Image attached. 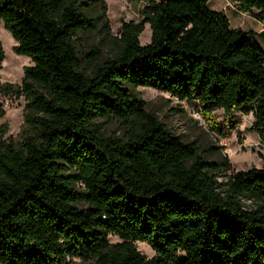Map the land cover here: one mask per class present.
I'll return each mask as SVG.
<instances>
[{
  "label": "trees",
  "instance_id": "trees-1",
  "mask_svg": "<svg viewBox=\"0 0 264 264\" xmlns=\"http://www.w3.org/2000/svg\"><path fill=\"white\" fill-rule=\"evenodd\" d=\"M143 1V20L122 23L113 55L93 48L86 73L77 40L105 19L103 0H0L32 63L20 86L0 81V94L26 100L22 141L0 127V264H264V167L227 174L135 93L153 88L205 116L252 114L264 144V50L208 0ZM231 1L264 25V0ZM4 58L0 43V69ZM96 120L118 121L123 137Z\"/></svg>",
  "mask_w": 264,
  "mask_h": 264
},
{
  "label": "rangeland",
  "instance_id": "rangeland-1",
  "mask_svg": "<svg viewBox=\"0 0 264 264\" xmlns=\"http://www.w3.org/2000/svg\"><path fill=\"white\" fill-rule=\"evenodd\" d=\"M87 1V0H81ZM106 5L105 19H98L97 29L93 32L81 34L77 40L78 55L82 59L86 73H91L94 66L87 65L90 52L98 48L102 58L109 57L115 52L114 38L119 35L123 22L139 23L143 20L146 2L127 0H103ZM208 7L212 11H222L229 18L231 28L252 30L256 39L264 50V25L253 16L242 13L239 6L231 0H208ZM88 15L98 16L95 9ZM140 36L142 45L151 41V28L145 24ZM0 43L2 44L5 58L0 69V81L14 86H20L24 78V70L31 66L29 58L16 54V42L11 34L6 31L0 21ZM100 61V60H99ZM136 95L145 102L148 112L154 114L174 135L186 143H194L207 161L223 163L228 167L227 174L239 171H249L253 168L264 167V144L259 140L253 130L255 118L252 114L241 115L236 113L233 118L227 117L223 110H216L205 116L202 112L187 104L180 102L169 94L162 93L153 88L139 87ZM26 100L24 97L6 96L0 94V127L8 126L6 139L16 143L22 141V131L25 119ZM101 126L105 137H123L124 127L115 120H96ZM236 125L235 128H232ZM223 128L224 134L214 130V127ZM68 173H71L69 171ZM224 181V178H219ZM246 205L250 202L245 201ZM111 242H120L117 237L110 236ZM137 249L147 258H152L155 253L145 243H136ZM67 264H86L78 258L68 259Z\"/></svg>",
  "mask_w": 264,
  "mask_h": 264
},
{
  "label": "built area",
  "instance_id": "built-area-1",
  "mask_svg": "<svg viewBox=\"0 0 264 264\" xmlns=\"http://www.w3.org/2000/svg\"><path fill=\"white\" fill-rule=\"evenodd\" d=\"M248 15H250V14H248ZM252 16V15H251Z\"/></svg>",
  "mask_w": 264,
  "mask_h": 264
},
{
  "label": "water",
  "instance_id": "water-1",
  "mask_svg": "<svg viewBox=\"0 0 264 264\" xmlns=\"http://www.w3.org/2000/svg\"><path fill=\"white\" fill-rule=\"evenodd\" d=\"M163 1H166V0H163Z\"/></svg>",
  "mask_w": 264,
  "mask_h": 264
}]
</instances>
